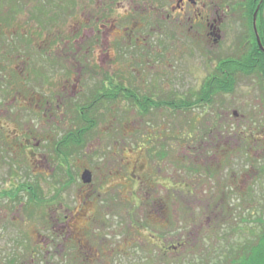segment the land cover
I'll use <instances>...</instances> for the list:
<instances>
[{
  "label": "flooded vegetation",
  "instance_id": "1",
  "mask_svg": "<svg viewBox=\"0 0 264 264\" xmlns=\"http://www.w3.org/2000/svg\"><path fill=\"white\" fill-rule=\"evenodd\" d=\"M161 1L128 0V4L122 7V26L129 24L122 30V56L128 49L138 51L143 47L153 49L157 54L155 48L162 42L158 39V35L163 33L162 22L169 33L176 27L180 32L205 36L211 45L218 46L230 25H234L238 8L243 16L246 11L232 0H167V7L160 8ZM2 2L0 264H105L117 261L122 256V249L103 236L122 232V212L111 211V204L117 203L122 207V179H118V190L113 189L104 179L106 173L111 174L112 167L108 169L103 161L91 162L80 178L77 166L81 117L77 101L86 88L91 98L87 95L88 100L85 101H94L93 84L92 87L87 85L92 82L93 74L90 70L92 65L88 64L92 60L90 51L56 52L59 57L47 62L45 59L52 55L46 50V43L36 50L31 47L28 33L14 32V9L12 6L8 8L6 1ZM124 2L127 0H122ZM260 2L257 1L256 9ZM51 4L42 3L47 7ZM102 10V17L95 21L106 25L111 10ZM169 11L180 13L182 17L175 19ZM261 13L264 17V4L258 14L257 28ZM252 29L255 35L253 23ZM83 59L87 67L80 65ZM219 70V65H216L214 72L202 83L199 99L204 88L208 86L213 91L220 85L215 83ZM242 78L249 76L238 77L235 87ZM117 81L104 80L102 83L109 86L110 82L116 84ZM59 82L60 89H54L52 86ZM216 95L211 94V98ZM144 100L155 101L152 97H144ZM213 125L219 129L207 134L210 137L216 134L213 137L215 144H209L211 140L205 144L204 139H198L195 146H189L183 152L187 164L177 171L172 169L164 179L165 183H161L166 193L150 195L154 206L159 207L155 210L157 221L166 222L168 229L165 234L161 231L158 234L155 226L146 227L150 232L147 243L160 250L165 247L167 259L174 257L177 246L183 247L174 244L173 231L168 225L167 208H171L174 202H199V210L203 207L205 211L203 216L208 215L207 229L210 231L222 230L223 222L230 219L229 227L242 232L244 229L252 230L255 202L264 201V185L259 184L261 180L257 181L261 173L264 177V166L256 171L255 147L251 144L255 139L254 130L248 127L246 131L233 133L232 137L223 135L221 120L214 121ZM167 132V137L173 138L172 130ZM147 149L162 152L165 149L168 153L171 147ZM166 157L168 160L169 155ZM134 170H139V167L135 165ZM134 170L132 177L140 181ZM86 171L91 176L87 183L82 178ZM114 171L122 177V166ZM202 202L207 203L202 205ZM261 214L264 215V210ZM110 217L115 219V223ZM132 217L131 226L135 224L136 229H144L143 223L136 219L139 218L137 212L131 213ZM66 233L70 236H64Z\"/></svg>",
  "mask_w": 264,
  "mask_h": 264
},
{
  "label": "rangeland",
  "instance_id": "2",
  "mask_svg": "<svg viewBox=\"0 0 264 264\" xmlns=\"http://www.w3.org/2000/svg\"><path fill=\"white\" fill-rule=\"evenodd\" d=\"M1 1H6L8 8L12 6L14 9H11L15 12L14 32L28 33L31 47L36 50L39 45L46 43L45 48L52 55L45 59L47 62L59 57L55 55L56 52L89 50L92 60L88 64L92 65L90 70H93V74L92 82L89 81L87 85L92 87L93 84V90L102 85L104 80L118 79L117 83L122 82L125 88L135 91L142 100L143 97L155 99V106L145 114L141 112L144 101L140 106L132 101H110L109 105L100 110L99 116L95 118V128L85 137L84 144L79 149V178L82 172L91 166V162L103 161L108 169L112 167L111 174L104 175L107 185H112L113 189L118 190V179H122V207L117 203L111 204V211L122 212V232L106 233L103 236L122 249V256L117 261L105 264H216L218 258V261H222L229 257L233 245L241 243L244 246L253 242V238L261 232L260 222H256L254 234L246 229L229 233L219 230L218 236H214L213 231L207 229L208 215L203 216L205 211L203 207L199 210V202H174L171 208H167L168 225L173 231L174 244L177 246L181 243H191L194 249L190 248L192 246L187 249L177 246L174 257L167 259L165 247V250H160L147 243L150 232L146 228L155 226L158 234L159 231L166 233V222L157 221L155 210L159 207L154 206L150 195L166 193L161 183H165L168 172L172 169L177 171L187 164L183 152L187 151L189 146H195L198 139H207L208 130L215 126L214 121L221 120V124L227 127L223 128L224 133L231 135L235 132L226 130L235 131L248 127L253 129L255 142L251 144L255 147L256 171L260 166H264V155H261L264 152V71L260 76L252 74L249 78L239 79L241 83L235 87L234 92L218 93L209 104L181 110L170 106V103L179 106V101L186 99L199 101L201 85L214 72L216 65L240 53L239 49L251 38L249 21L241 14L239 8L234 16V25H230L218 46L211 45L205 36L180 32L176 27L169 33L162 22L163 33L158 35L162 42L155 48L157 54L153 49L143 47L138 51L128 49L122 56V30L129 25L124 23L122 26V7L128 4V0L126 3H122V0ZM166 1H161L159 7L166 8ZM232 1L236 5L239 4L237 7L243 8L241 5H244L245 0ZM43 2L53 4L45 7ZM104 8L111 10V15L108 23L101 25L96 23L95 19L102 17ZM168 13L175 19L182 17L177 12ZM263 18L261 13L259 24L262 26ZM80 60L81 57L79 62ZM88 64L84 59L83 63H80L84 67ZM60 85L59 82L52 87L60 89ZM88 90L86 88L81 94L80 89L78 91L79 98L82 96L77 101L79 111L89 102L85 101L88 100ZM165 102L169 106L160 105ZM168 130H172L173 138L167 137ZM156 146H168L171 150L167 153L165 149H162L163 152L147 149ZM135 165L139 170H134ZM121 166L122 177L118 171H114ZM133 170L141 178L140 181L132 177ZM257 181H260L261 186L264 185L262 173ZM206 203L202 202V205ZM255 204V217L259 216L258 219L264 220V215L261 214L264 201H257ZM133 212H137L139 218L136 219L143 223L144 229H136L135 224L131 226L133 217L130 218V214ZM110 219L115 223L113 217ZM64 236L70 235L66 233ZM139 239L140 243L130 247V244Z\"/></svg>",
  "mask_w": 264,
  "mask_h": 264
},
{
  "label": "trees",
  "instance_id": "3",
  "mask_svg": "<svg viewBox=\"0 0 264 264\" xmlns=\"http://www.w3.org/2000/svg\"><path fill=\"white\" fill-rule=\"evenodd\" d=\"M258 0H245L244 7L245 14L244 16L247 17L249 24H250V30H251V38H248L246 45L242 46L240 53L236 54L234 57H230L227 59H224L220 62L219 67L220 70L217 73L218 79L215 80L216 84H220L217 88H215L213 91L210 90L207 86V88H204L202 90L204 93L201 95V99L199 101H190V100H183L179 101L180 105L176 106L174 103H170L173 108L177 109H189L191 107H197L200 106L201 104L204 103H211L212 98L211 94L214 95L215 93H232L235 90V83L236 79L239 77L241 78L242 76H250V75H256L260 76L262 72L264 71V54L259 50L258 45L256 43V37L253 33L252 29V18L253 14L256 10V4ZM261 24V23H260ZM258 26L259 29V34L261 38V42L264 46V26L260 25ZM222 71V72H220ZM110 85H106L105 83L97 87L94 92H93V98L94 101H89L87 105H84L85 107H82L79 111V114L81 115V119L79 120V136H78V142H79V147H81L84 144V139L93 131L97 124V120L95 119L96 117L99 116L100 110L104 109L107 105L110 104V101H132L136 105L140 106V103L143 101V110L141 111L142 113H146L147 111L149 112L152 108V106H155L156 103H153V101H145V100H140L142 99L135 91H133L130 88H125L123 87L122 84H114V83H109ZM144 98V97H143ZM146 99V98H145ZM147 100V99H146ZM160 105L164 106H169L168 103H163ZM163 106V107H164ZM158 106H156L157 108ZM83 116V117H82ZM213 129H219L215 126L212 127ZM227 128L226 126L221 124V129L223 131V135H231V134H225L224 129ZM253 128V126H252ZM213 129L208 130V133L212 131ZM226 130V129H225ZM247 129H238L235 131H228L227 132H239V131H246ZM213 134V133H212ZM233 134V133H232ZM216 134H213L211 136H215ZM209 136L205 140L206 142L210 141L211 137L210 134H207ZM212 141V142H211ZM210 143L211 145L215 144L213 142V139H211ZM255 142V139H254ZM254 144V143H253ZM259 216L254 217L253 223L254 227L252 228L251 232L253 234L255 233V227H256V222L261 223V232L260 234H257L253 238V242H250L249 244L247 243L246 245H242L241 243L238 245H233L229 254V257L227 259H224L222 261H218L216 264H264V220L263 219H258ZM226 220V218H225ZM231 226L230 219L226 220L223 222L222 232H227L229 233L230 231H236L235 229L233 230ZM229 227V228H228ZM220 229H216L213 231L214 236H218V231ZM221 233V232H220ZM183 245V248H189V246H192L190 248L194 249V245L191 243H181ZM221 258V257H220ZM224 261V262H223ZM191 264V263H187ZM192 264H196L193 262ZM201 264H205V262H201ZM207 264V263H206Z\"/></svg>",
  "mask_w": 264,
  "mask_h": 264
},
{
  "label": "water",
  "instance_id": "4",
  "mask_svg": "<svg viewBox=\"0 0 264 264\" xmlns=\"http://www.w3.org/2000/svg\"><path fill=\"white\" fill-rule=\"evenodd\" d=\"M264 4V0H261L260 4L258 5L257 9L255 10V13H254V16H253V24H254V31H255V35H256V39H257V43H258V46H259V49L260 51L264 54V46L261 42V38H260V35H259V32H258V29H257V19H258V14H259V11H260V8L262 7V5ZM90 174L88 171H86L82 178L84 180V182H90Z\"/></svg>",
  "mask_w": 264,
  "mask_h": 264
}]
</instances>
